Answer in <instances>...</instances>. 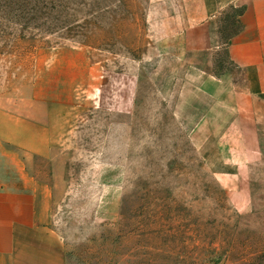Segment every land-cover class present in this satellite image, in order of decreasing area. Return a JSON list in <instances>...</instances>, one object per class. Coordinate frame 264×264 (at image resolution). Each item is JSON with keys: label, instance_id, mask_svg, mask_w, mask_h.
I'll return each mask as SVG.
<instances>
[{"label": "rangeland", "instance_id": "374dc122", "mask_svg": "<svg viewBox=\"0 0 264 264\" xmlns=\"http://www.w3.org/2000/svg\"><path fill=\"white\" fill-rule=\"evenodd\" d=\"M187 8L0 0V92L33 102L21 151L66 264H264V160L221 137L202 78L229 68L241 6L218 10L209 49H189Z\"/></svg>", "mask_w": 264, "mask_h": 264}, {"label": "crops", "instance_id": "0c3cea01", "mask_svg": "<svg viewBox=\"0 0 264 264\" xmlns=\"http://www.w3.org/2000/svg\"><path fill=\"white\" fill-rule=\"evenodd\" d=\"M178 1L188 4V40L195 43L189 49L211 48L218 10L241 6L238 27L226 41L230 66L223 73L205 72L204 92L229 115L221 137L235 130L240 152L251 157L243 161L264 160V0ZM32 105L21 112L17 96L0 92V264H66L62 243L49 226V188L39 183L21 151V145L37 146ZM21 132L27 142H20Z\"/></svg>", "mask_w": 264, "mask_h": 264}]
</instances>
